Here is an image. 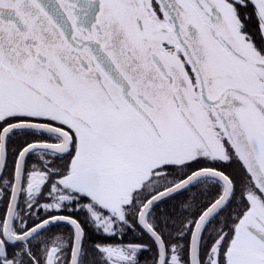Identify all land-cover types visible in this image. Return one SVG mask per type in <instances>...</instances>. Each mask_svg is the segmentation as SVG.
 I'll use <instances>...</instances> for the list:
<instances>
[{
  "label": "snow or ice",
  "instance_id": "snow-or-ice-1",
  "mask_svg": "<svg viewBox=\"0 0 264 264\" xmlns=\"http://www.w3.org/2000/svg\"><path fill=\"white\" fill-rule=\"evenodd\" d=\"M232 163L239 180L217 167ZM200 185L220 191L191 219L157 213ZM45 192L48 218L29 227L21 201ZM5 199L0 264H139L150 250H86L63 211L112 236L135 218L153 264H264V0H0ZM60 222L68 237L32 245Z\"/></svg>",
  "mask_w": 264,
  "mask_h": 264
},
{
  "label": "flooded vegetation",
  "instance_id": "flooded-vegetation-1",
  "mask_svg": "<svg viewBox=\"0 0 264 264\" xmlns=\"http://www.w3.org/2000/svg\"><path fill=\"white\" fill-rule=\"evenodd\" d=\"M250 29L253 33L257 31L256 22L253 21L252 24H250ZM12 159V156L10 155L9 160ZM38 157L37 156H31L29 157L28 163L31 166L33 163L37 162ZM58 163H60L58 161ZM14 165H12L9 162V174L11 173V169ZM229 164H223L219 165V168L221 170H224L227 172ZM235 167V166H234ZM231 173V172H230ZM210 187V186H209ZM213 189L214 194L216 195L220 190L215 188ZM216 191H215V190ZM193 190V189H192ZM192 193L195 194L194 191ZM0 216H3V214L6 211L7 201L5 204L0 200ZM51 200L47 197V193L45 192L44 198L40 199L39 205H34L33 209L29 210L27 206L21 201V215L24 218V221L29 227H34L36 224L40 223L42 220L47 219L49 215V210H46L42 207V205L46 203H50ZM3 203V204H2ZM164 206L163 203L159 205V210H163ZM159 213V212H158ZM52 215H63V216H72L73 218L78 219L85 229V238H84V245L86 250H91L93 246L97 243L99 244H111V245H129V244H147L150 247V250H144L141 252H138L137 258L139 260V264H153V257L155 255V247L152 245V242L149 238V236L144 233L138 224V222L135 220V218H130L129 223L131 227L121 226L119 228H116V234L114 236L105 234L102 231H98L96 229V226L91 221L90 218L86 219L85 213L83 212H75V211H63V212H52ZM192 218V217H191ZM136 222H135V221ZM19 225V222H18ZM138 226V230L135 232H138L139 234L137 236H134L133 227ZM87 231L94 233L92 235L95 237L94 239H89V235L87 234ZM72 232V227L65 223H58L54 224L51 227L47 228L45 231H43L37 239L32 241V245H36L40 243L41 241L50 240L52 237L60 235L63 237H68ZM130 232V234H129ZM129 234V235H128ZM128 235V236H127ZM92 237V238H93ZM43 247V244H41V248ZM18 250V249H17ZM71 253L69 252V256ZM89 260H101V257L98 254H92L89 255Z\"/></svg>",
  "mask_w": 264,
  "mask_h": 264
},
{
  "label": "trees",
  "instance_id": "trees-1",
  "mask_svg": "<svg viewBox=\"0 0 264 264\" xmlns=\"http://www.w3.org/2000/svg\"><path fill=\"white\" fill-rule=\"evenodd\" d=\"M12 147L14 148V147H16V145H13ZM13 161H14V157H12V159L9 160V162L12 165H14ZM200 166L201 167H210L212 165L208 164V163H202ZM217 167H219V165H217ZM228 167L229 168H228L227 172H231V173L235 174L236 177H237V180H239V178H240L239 166L236 163H232ZM210 188H213V187L210 186L209 189H208V193H210V194L206 193L205 195H200V191L204 190V185H200V186H198V188H193V190L191 189V191H189V192H184L182 194H178V195L174 196L173 198H169L168 200H166V202L163 203V206H164L163 210L158 211L159 210L158 209L157 213L158 212L159 213H161V212H164V213H173V212H175V215L170 217L169 223H171L172 221H176V223L179 224L180 219L183 218V217L191 219L193 212H197L198 208L201 205H206L210 200L215 198L214 191H213V189H210ZM215 189H218V188H215ZM192 191H194L195 194L192 193ZM193 195H195V197H196L195 200L191 199V197ZM6 201H7L6 199L2 200V202L4 204H5ZM0 203H1V201H0ZM184 205H191V207L186 209L184 207ZM163 218L164 217H162V219ZM134 230L135 231L138 230V226L137 225L135 227H133L134 236H137L139 233L135 232ZM87 234L89 235L87 240L95 238V237L92 236V235H94V233H91V232L87 231ZM129 234H130V232H129Z\"/></svg>",
  "mask_w": 264,
  "mask_h": 264
},
{
  "label": "water",
  "instance_id": "water-1",
  "mask_svg": "<svg viewBox=\"0 0 264 264\" xmlns=\"http://www.w3.org/2000/svg\"><path fill=\"white\" fill-rule=\"evenodd\" d=\"M168 200V199H167ZM61 223V222H60ZM62 223H65V224H67L66 222H62ZM141 227V226H140Z\"/></svg>",
  "mask_w": 264,
  "mask_h": 264
}]
</instances>
